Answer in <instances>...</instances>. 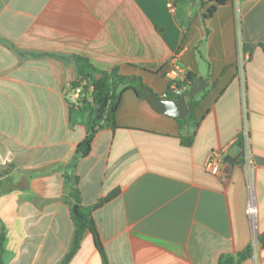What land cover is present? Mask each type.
Listing matches in <instances>:
<instances>
[{"label": "crops", "instance_id": "obj_1", "mask_svg": "<svg viewBox=\"0 0 264 264\" xmlns=\"http://www.w3.org/2000/svg\"><path fill=\"white\" fill-rule=\"evenodd\" d=\"M211 5L0 0L2 264L60 263L74 235V204L65 185L71 174L78 177L83 206L117 190L92 212L109 264H218L220 256L248 249L237 264H264L258 240L264 234V0H233L206 17ZM30 53L77 54L103 71L134 65L123 72L140 76L160 96L168 90L164 73L173 65L208 84L194 96L193 113L182 119L125 91L117 127L99 128L89 153L75 160L92 96H71L76 72L70 59ZM243 96L255 165L256 241L236 141ZM221 147L231 164L219 175L208 174L204 160ZM68 264H103L89 231Z\"/></svg>", "mask_w": 264, "mask_h": 264}, {"label": "trees", "instance_id": "obj_2", "mask_svg": "<svg viewBox=\"0 0 264 264\" xmlns=\"http://www.w3.org/2000/svg\"><path fill=\"white\" fill-rule=\"evenodd\" d=\"M212 5L207 9L205 16L208 17L216 10L217 6L226 4L227 2H232L233 0H210ZM259 47L264 52V44H260ZM10 48L17 51L19 54H24L22 51L10 46ZM33 56L48 55L53 56L58 59H70L75 67L76 79L70 84V91L74 90L80 85L81 80H86L87 84L81 87V99L85 100V94L89 89H91L92 96V106L91 117L87 127V134L85 138L76 147V157L75 160L83 158L86 156L91 147L92 139L99 128L111 127L116 128L115 113L119 107L122 94L125 91L131 90L135 95L138 96L139 89L137 88L136 81H130L129 78L134 76L124 73V69H136L137 67L130 64H124L122 66H116L109 71H103L95 67L91 61L81 55L73 54L69 56L59 55V54H48V53H30ZM140 72H149L145 69L138 68ZM102 74L99 78L96 76ZM196 78V74L189 72L186 76L185 81L176 82L178 87L186 86L184 94L187 93L189 86L192 81ZM168 91V90H167ZM180 95L174 97L168 92L166 96L164 94L162 97L178 98ZM190 106V115L193 113V108L195 107L194 98L188 101ZM192 142V136L183 139L185 145H190ZM78 177L76 175H66L65 185L70 189L69 195L72 199L71 206L77 204V213L75 214L73 209H71V217L74 223V235L69 246L68 251L62 258L59 264H68L73 258L74 254L80 248L82 237L86 231H89L92 235L94 245L101 256L103 264H109L102 247V243L99 237L97 227L95 225L92 212L95 208L100 206L112 199L117 194V190L110 192L106 197L99 200L93 206H83L81 204L80 192L77 187ZM258 240L262 246H264V234L258 236ZM3 252V237L0 236V264H2L1 253ZM250 250L241 253L237 257L230 255H222L218 260V264H237L240 260L246 258Z\"/></svg>", "mask_w": 264, "mask_h": 264}, {"label": "built area", "instance_id": "obj_3", "mask_svg": "<svg viewBox=\"0 0 264 264\" xmlns=\"http://www.w3.org/2000/svg\"><path fill=\"white\" fill-rule=\"evenodd\" d=\"M167 6L169 8H172L171 3H168ZM243 64L244 59L242 57H239L238 59V73L240 82L243 86L244 84V76H243ZM185 74L183 69H180L177 65H173L171 68H169L165 73L164 76L168 79V94L176 97L178 95L183 94L185 90V86L178 87L176 82H183L185 80V75L183 80H179L177 77L178 75ZM86 80H81L80 85L77 86L74 90L70 91L71 96H73L78 101L81 100V87L83 85H86ZM166 93H164V96H166ZM81 97V98H80ZM86 97V94H85ZM242 103L244 104V110L242 114V123L238 132V135L236 137V141L239 143V149H240V168L242 169L245 178H246V187L248 192V199H247V205H246V216L248 218V221L251 225L252 232L254 235V241L257 240V233H256V221H257V207L254 197V161L252 156V150L250 145V128H249V122H248V116H247V110L245 108V97L242 98ZM228 165L231 163H228L227 161V151L225 147L216 148L211 150L208 155L206 156L203 166L204 170L211 175H219L221 173L222 167L224 165Z\"/></svg>", "mask_w": 264, "mask_h": 264}, {"label": "water", "instance_id": "obj_4", "mask_svg": "<svg viewBox=\"0 0 264 264\" xmlns=\"http://www.w3.org/2000/svg\"><path fill=\"white\" fill-rule=\"evenodd\" d=\"M101 75L99 74L96 77L99 78ZM129 80L137 82V88L139 89L138 95L146 99L154 109L176 119H182L190 114L188 101L192 100L195 95L204 90L208 84L202 77H196L189 86L186 94L183 93L178 98H165L156 94L150 87L144 85L140 76H131ZM72 209L76 214L77 204H74Z\"/></svg>", "mask_w": 264, "mask_h": 264}, {"label": "rangeland", "instance_id": "obj_5", "mask_svg": "<svg viewBox=\"0 0 264 264\" xmlns=\"http://www.w3.org/2000/svg\"><path fill=\"white\" fill-rule=\"evenodd\" d=\"M90 92H91V89H89L88 91H87V95L88 96H90L91 94H90ZM69 100L72 102V103H74L75 102V100L74 99H72L71 97L69 98Z\"/></svg>", "mask_w": 264, "mask_h": 264}, {"label": "flooded vegetation", "instance_id": "obj_6", "mask_svg": "<svg viewBox=\"0 0 264 264\" xmlns=\"http://www.w3.org/2000/svg\"><path fill=\"white\" fill-rule=\"evenodd\" d=\"M137 83V82H136Z\"/></svg>", "mask_w": 264, "mask_h": 264}]
</instances>
